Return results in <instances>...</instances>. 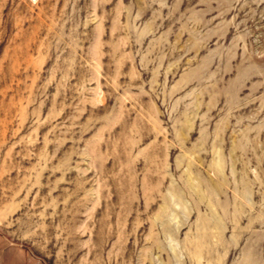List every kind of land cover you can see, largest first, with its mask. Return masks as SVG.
<instances>
[{"label":"rangeland","instance_id":"obj_1","mask_svg":"<svg viewBox=\"0 0 264 264\" xmlns=\"http://www.w3.org/2000/svg\"><path fill=\"white\" fill-rule=\"evenodd\" d=\"M0 231L7 264H264V0H0Z\"/></svg>","mask_w":264,"mask_h":264},{"label":"crops","instance_id":"obj_2","mask_svg":"<svg viewBox=\"0 0 264 264\" xmlns=\"http://www.w3.org/2000/svg\"><path fill=\"white\" fill-rule=\"evenodd\" d=\"M9 248L11 249L13 248L15 250L22 252L24 251L25 247L19 242L9 239L6 234L0 231V264L8 263L7 255L4 256L3 253H6L9 250ZM27 252L29 253V251ZM25 262L30 263V264H43L39 260V258L32 255V253L30 254V256L29 255L27 256V259Z\"/></svg>","mask_w":264,"mask_h":264}]
</instances>
